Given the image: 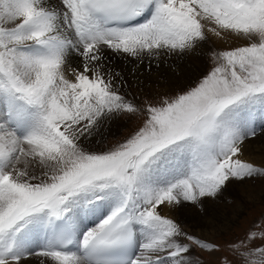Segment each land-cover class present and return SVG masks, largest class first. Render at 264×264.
<instances>
[{"label": "snow or ice", "instance_id": "snow-or-ice-1", "mask_svg": "<svg viewBox=\"0 0 264 264\" xmlns=\"http://www.w3.org/2000/svg\"><path fill=\"white\" fill-rule=\"evenodd\" d=\"M208 34L248 43L215 53L194 87L158 101L129 100L105 64L109 51L183 54ZM257 112L264 0H0V264H193L192 245L212 254L218 246L161 206L264 175L240 158ZM119 113L144 119L116 147L89 150ZM231 247L264 264V247Z\"/></svg>", "mask_w": 264, "mask_h": 264}, {"label": "rangeland", "instance_id": "rangeland-1", "mask_svg": "<svg viewBox=\"0 0 264 264\" xmlns=\"http://www.w3.org/2000/svg\"><path fill=\"white\" fill-rule=\"evenodd\" d=\"M200 45L203 47L202 52H199L202 69L198 75V78L183 88L174 89L172 92L165 94L148 93L143 96L135 93L134 90L130 89V82L126 80L127 78L125 79L122 70L120 69L121 63H123L124 59L128 58L129 56L118 55L112 53L111 51L107 52L106 55L108 57L111 56L117 58V60L113 61L114 65L116 66V68H114V72L118 76V80L115 81L117 87L119 88L122 84V88H120L122 93L126 94L129 100L132 99L133 102L142 104L146 103L149 99L158 101L164 95L175 96L191 87H194L200 81V79L203 78V76L211 71L212 67L214 66L212 57L215 53L237 47L233 46L229 49H218L214 47L215 45L211 42L209 37L206 41L201 42ZM239 47H241V45H239ZM177 55L178 57H181V54ZM190 55L191 51H188L183 53L182 57L187 58ZM108 71L112 73V70L109 68ZM151 80L152 82L156 81V76H154ZM143 119L144 116L140 113H119L111 115L110 117L104 119L103 123L101 124V126H103L102 129L99 132L93 133V135L85 141V146L92 151H105L114 148L126 138H128L131 134H133L134 131L141 126ZM254 126L256 135L254 137H249L242 146L243 150L240 156H242L244 159H247L246 157L249 156H247L246 146L249 147V145L254 143L253 141L255 138L264 135V116H262L259 112L256 113ZM98 134H100V136ZM258 144L261 145V148H254V146H250L251 156L254 157L255 160H258V157L260 158L264 156V141H261ZM250 163H253L257 167L264 168V166H259L254 161H251V159ZM209 201L215 202L214 207L217 211V215H219V219L216 221L217 232L215 235H213L212 240L205 236L192 234L191 232L194 230V228L191 226L192 224L190 222V220L195 219L194 215L196 213L202 212V205H206ZM181 205H183L182 217H184L186 221L180 223V221L178 222L177 220V223L183 227V231L188 235L200 239L203 242L218 246V250L212 254H209V252L202 250L198 246L192 245L190 258L193 264H245L244 257L234 252L231 247L232 245H238L240 242L245 241L247 242V248L249 250H255L257 248L264 247V238L260 236V233L264 232V175H259L251 179L232 180L215 198H204L199 204L183 203ZM177 207L179 208L180 205ZM177 207L170 208V212L174 214L175 217V219L173 217L174 221H176V214L178 212ZM208 220L209 216L204 218V221H202L204 230L206 231H210V226L206 225ZM250 233H256V238L249 242L248 238ZM181 239L183 240L184 238L182 237ZM184 242L190 243L186 240H184ZM256 258L264 259L261 257ZM33 264H35V261Z\"/></svg>", "mask_w": 264, "mask_h": 264}, {"label": "bare ground", "instance_id": "bare-ground-1", "mask_svg": "<svg viewBox=\"0 0 264 264\" xmlns=\"http://www.w3.org/2000/svg\"><path fill=\"white\" fill-rule=\"evenodd\" d=\"M52 3L58 5L59 0H52ZM208 37L210 38L211 42L215 45L214 47L218 49L219 48L229 49L230 47L233 46L239 47V45L244 46L247 44V41H245L244 39H237L234 37L220 39L212 34H208ZM202 50H203L202 45H199L194 50H191V55L187 57L189 60L185 57H182V54L180 55L181 57H178L177 54H169V53H165L158 57L145 56L142 59L128 57L124 59L123 63H121L120 69L122 70L125 79L127 78L126 80L130 82L129 83L130 89L134 90L135 93H138L139 95L144 96L148 93H152V94L170 93L174 89L183 88L189 85L190 82H194L196 78H198V75L200 74L202 69L201 58L199 55V52H202ZM114 60H117V58L107 56V59L105 61L106 66L110 70H112V73H115L114 68H116L113 62ZM78 64H79V60H76L74 61L73 65L78 66ZM148 68H149V72H148ZM154 76H156V81L152 82L151 79ZM116 80H118V78ZM102 127L103 126L97 128L94 131V133L99 132L102 129ZM100 134L98 135L100 136ZM261 141H264V135L255 138L253 141L254 143L249 145V147L246 146L247 156L249 155L248 157H246L247 159H244L242 156H240V158L246 162H250L251 159V161H254L259 166L260 165L264 166V156L260 158L258 157V160H255L254 157L251 156V150H250V146H254V148H261V145L258 144ZM214 203L215 202L213 201H209L206 205L203 204L202 212L196 213L194 215L195 219L190 220L192 224L191 226H193L194 228V230H192L191 232L192 234L205 236L210 240L213 239V235H215L217 232L216 221H218L219 219V215H217V211L214 207ZM161 208L163 215H166V217L168 218L171 217L173 219L174 214L170 212V207L161 206ZM177 210L178 212L176 214V222L177 220L178 222L180 221V223L185 222L186 219L182 217L183 205H180V207ZM208 216H209V220L206 225L210 226V231L204 230V225L202 222L204 221V218H207Z\"/></svg>", "mask_w": 264, "mask_h": 264}]
</instances>
